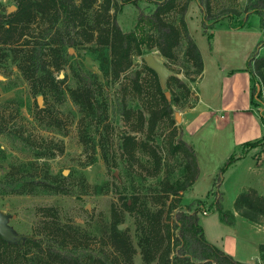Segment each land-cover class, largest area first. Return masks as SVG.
Returning <instances> with one entry per match:
<instances>
[{
    "label": "trees",
    "instance_id": "trees-1",
    "mask_svg": "<svg viewBox=\"0 0 264 264\" xmlns=\"http://www.w3.org/2000/svg\"><path fill=\"white\" fill-rule=\"evenodd\" d=\"M96 1L16 0V7L12 12L0 11L2 45L0 57H13L22 76L31 83L34 96L67 95L80 113L78 119L80 142L87 148L89 142L94 141L91 135L97 133L101 157L107 163L108 157L101 133V129L105 130L108 124V101L103 96L104 83L115 82L120 74L131 66L133 54L144 53L142 44L155 45L169 60H174L183 46V54L196 76H200L203 62L199 48L190 36L184 20L188 0L176 10L179 15V26L167 18L168 13L176 8V0H145L154 3L155 6L152 11L139 16L137 26L147 24L150 28L148 35L135 30L124 32L116 22L115 14L120 7L135 4L138 0H101L97 5ZM201 1L197 0V3L202 14L203 31L211 38V33L207 30L223 17H210L209 6L205 8ZM110 11H113V14ZM243 12L240 18L230 20L229 25L235 28L242 27L249 15L256 14L259 16L264 35V0L248 1ZM78 36L82 38L81 42L87 43L85 48L98 62L100 74L85 68L82 64L79 66L69 64L74 84L63 88L61 84L67 74L58 79L54 73H59L67 64L64 52L69 46L78 43ZM262 45L264 39L258 41L255 49L248 55L245 70L250 75V103L257 108L260 120L264 123V101L261 91V86L264 87V57L258 56L257 51ZM170 78L178 85L182 83L174 76ZM6 102L11 103L13 100ZM173 102L179 103L177 96ZM5 109L4 106L0 112ZM130 111L131 109L124 106L123 113L128 115ZM170 113L171 102L162 94V106L158 110H151L147 120L149 130H153L158 118L170 117ZM46 116L50 118L49 124L59 128L58 117L50 112ZM2 120L0 117V124L3 123ZM143 123L144 118L139 111L138 128H141ZM3 130L0 125V133ZM256 146H260L261 151H264V135L239 144L225 159L213 179L207 198L183 204L182 192L197 177L198 167L193 148L184 139H180L171 147L172 150L182 151L183 165L180 178L172 182L165 180L159 190L149 197H143L139 190H134L130 195L120 194L121 210L115 205L111 206L107 232L110 248L96 249L80 243L76 239L79 227L60 223L55 209L46 207L42 209L44 212L42 224L35 234H28L17 244L7 243L0 237V264H132L135 248L128 229L119 227L124 222V211L134 217L135 229L138 232L137 245L144 264H255L239 261L209 242L199 223V214L216 210L220 221L233 224V211L224 210L221 206V192L218 189L221 175L233 162ZM53 148L55 147L45 152L35 151L33 160L11 163L0 177V195L68 193L64 177L51 173L45 159L37 162L39 158L54 156ZM121 150L127 164L138 160L137 153L147 154L153 171L145 175H158L161 157L154 147L145 141H138L134 135L124 134ZM103 186L104 184L95 185L97 192L107 190H103ZM169 196L171 198L167 201ZM233 207L246 217H251L253 212L263 215L264 197L255 189L246 188L236 195ZM48 216L52 217L50 221ZM71 231L76 234H70ZM259 257L261 264H264V245L260 246Z\"/></svg>",
    "mask_w": 264,
    "mask_h": 264
},
{
    "label": "rangeland",
    "instance_id": "rangeland-1",
    "mask_svg": "<svg viewBox=\"0 0 264 264\" xmlns=\"http://www.w3.org/2000/svg\"><path fill=\"white\" fill-rule=\"evenodd\" d=\"M100 1L97 0L96 5ZM185 1L176 0L175 10L169 12L167 16L168 20L177 26L180 24L176 10ZM248 1L250 0H208V2L202 0L201 3L205 8L207 5L209 6L210 17H223L222 22L220 24L215 22V25L228 24L230 26V20L233 21L244 14L243 9ZM15 5L16 0H0V11L6 13L7 7ZM154 6V3L145 0H138L135 4H125L116 12V22L124 32L135 30L138 33L143 32L144 35H148L150 33L149 26L145 23L137 26L138 18L140 15L152 11ZM110 13L113 14V11ZM201 19L202 14L197 0H188L184 20L190 36L208 62L209 58L211 61L213 58L212 56L208 57L211 39L203 31ZM254 19H257L256 15H249L244 25L249 26ZM213 27L207 32L211 33ZM78 39V43L69 46V49L64 52L67 64L59 73H54L58 79L67 74L65 81L61 84L63 88L74 84L69 64L77 66L82 64L85 68L100 74L98 62L85 48L87 43L81 42L80 36ZM261 39H264V35ZM0 46L2 45L0 44ZM255 47L256 45L253 49ZM141 48L144 53L133 54L131 66L122 72L115 82L107 81L103 85V96L108 101V124L105 130L104 128L101 129V133L108 157L107 163L101 157L97 133L91 135L94 141H90L87 148L80 142L78 135L80 113L67 95L59 97L51 94H38L34 96L31 83L22 76L13 57H0V111L4 106L6 108L0 112V117L3 118V123L0 125L4 128L3 132L0 133V177L8 170L11 163L33 160L35 159V151L45 152L49 148L55 147L53 148L54 156L39 158L37 162L40 163L45 159L51 173L61 174L64 177V183L68 190L66 194L0 195V210L9 215V224L16 232L35 234L42 224L44 213L42 209L52 207L55 209L60 223L79 227L80 231L77 232L76 239L80 243L96 249L98 247L107 249L110 248L108 247L107 232L111 206L115 205L118 210H121L120 194L130 195L134 190H139L143 197H149L159 190L165 180L172 182L180 178L183 165L182 151L179 149L172 150L171 147L178 140L184 139L182 118L187 116V108L195 102V87L197 86L201 90L204 78L203 81L195 85L198 76L192 73L193 68L183 54V46L174 60H169L163 56L153 44L151 46L142 44ZM257 51L258 56H264V50L261 51V48H258ZM148 52L153 53L172 72L166 79L165 88H161L156 73L147 68L142 58ZM188 72L189 74H187ZM172 76L178 78L182 82L180 84L182 86L174 82L170 78ZM209 76L211 75L209 74ZM166 91L168 93L167 99L171 102L170 117L172 118L169 116L158 118L153 130L150 131L147 120L151 110H158L162 106V94H165ZM261 91L264 101V87L262 86ZM39 95L41 96L40 105L36 101ZM176 96L179 99L178 104L173 102ZM124 98H126L125 101ZM10 99L13 102H6ZM124 106L131 109L128 115L123 113ZM185 106L186 109L184 110ZM42 108L45 111H38ZM139 111L142 112L144 118L141 128H138L140 127L138 126ZM48 112L59 118V128L48 123L50 121V118L46 116ZM177 114L181 121L176 119ZM124 134L134 135L138 141H145L156 149L161 157L158 175H145L153 171L147 154L137 153L138 160H133L132 164H127L121 150ZM24 138L26 140H23ZM221 139L222 142L217 141L215 143V149H218L220 144L219 153L224 150L223 145H221V143L224 144V139ZM93 143H95L94 147L92 146ZM171 144L173 145L171 146ZM248 163L246 159L235 165L231 164L222 173L218 189L221 192V206L224 210L232 211L235 192L240 193L247 187H252L264 197V182L257 174V168L254 164L251 163L250 167L247 168ZM220 167L221 165L217 168L214 177ZM103 184V190H107L97 192L95 185ZM201 184L202 179L191 190H184L185 192L181 196L183 204L201 199L197 196V193L204 190V186ZM170 198L171 196L167 201ZM255 213L251 214L260 222H264V214L257 215ZM51 219L52 217L48 218L49 221ZM199 222L209 241L217 240L229 229L227 224L219 221L216 210L209 211L207 215L200 213ZM119 227L128 229L132 245L135 248L132 264H144L140 248L137 245L138 232L135 229L134 217L124 211V222ZM69 233L76 234L73 231ZM255 264H261V262L258 260Z\"/></svg>",
    "mask_w": 264,
    "mask_h": 264
},
{
    "label": "crops",
    "instance_id": "crops-1",
    "mask_svg": "<svg viewBox=\"0 0 264 264\" xmlns=\"http://www.w3.org/2000/svg\"><path fill=\"white\" fill-rule=\"evenodd\" d=\"M256 16L257 19L249 26L239 28L214 24L208 51V57H213L212 61L209 58L206 62L200 50L203 70L195 85L203 78L204 84L201 90L195 87V102L187 108V116L182 118L181 124L183 138L193 148L198 167L197 177L186 190L194 188L202 179L204 190L197 193L201 199L207 198L217 168L236 147L264 135V123L260 120L257 108L250 103V75L245 70L248 55L263 37L259 16ZM259 48L264 50V46ZM221 138L224 139V144L221 143L224 150L219 153L220 144L215 149V143L222 142ZM246 159L249 162L247 168L251 163L254 164L264 182V151H261L260 146L253 147L233 164ZM237 193L234 194L233 202ZM232 211L234 222L227 224L228 231L217 240L206 239L239 261H260V246L264 245V222L254 215L246 217L234 207Z\"/></svg>",
    "mask_w": 264,
    "mask_h": 264
},
{
    "label": "water",
    "instance_id": "water-1",
    "mask_svg": "<svg viewBox=\"0 0 264 264\" xmlns=\"http://www.w3.org/2000/svg\"><path fill=\"white\" fill-rule=\"evenodd\" d=\"M15 6L7 7V12L13 10ZM145 64L148 68L153 70L157 77L161 88L166 87V79L168 76L172 74V72L162 63L160 62L153 53L148 52L142 56ZM166 97L168 96L167 91L165 92ZM37 104H41V96L37 97ZM186 106L184 107V110ZM176 119L181 121L180 116L177 114ZM28 234L18 233L16 232L12 226L9 224V215L4 211L0 210V237L10 244H17L22 242L24 238H26Z\"/></svg>",
    "mask_w": 264,
    "mask_h": 264
},
{
    "label": "built area",
    "instance_id": "built-area-1",
    "mask_svg": "<svg viewBox=\"0 0 264 264\" xmlns=\"http://www.w3.org/2000/svg\"><path fill=\"white\" fill-rule=\"evenodd\" d=\"M203 213H205V212H203Z\"/></svg>",
    "mask_w": 264,
    "mask_h": 264
},
{
    "label": "flooded vegetation",
    "instance_id": "flooded-vegetation-1",
    "mask_svg": "<svg viewBox=\"0 0 264 264\" xmlns=\"http://www.w3.org/2000/svg\"><path fill=\"white\" fill-rule=\"evenodd\" d=\"M16 7V6H15Z\"/></svg>",
    "mask_w": 264,
    "mask_h": 264
}]
</instances>
